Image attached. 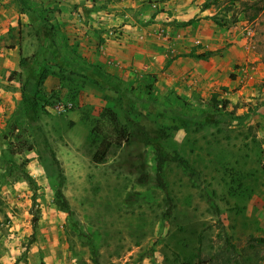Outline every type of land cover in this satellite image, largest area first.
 I'll list each match as a JSON object with an SVG mask.
<instances>
[{"label":"rangeland","instance_id":"rangeland-1","mask_svg":"<svg viewBox=\"0 0 264 264\" xmlns=\"http://www.w3.org/2000/svg\"><path fill=\"white\" fill-rule=\"evenodd\" d=\"M102 12L111 41L83 45V18ZM34 54L48 73L30 124L19 60ZM0 60V264H264V0H0ZM117 79L139 101L131 123ZM104 107L133 133L164 131L195 175L169 163L159 189L151 147L116 146Z\"/></svg>","mask_w":264,"mask_h":264},{"label":"trees","instance_id":"trees-1","mask_svg":"<svg viewBox=\"0 0 264 264\" xmlns=\"http://www.w3.org/2000/svg\"><path fill=\"white\" fill-rule=\"evenodd\" d=\"M191 22L192 20H189L183 23L182 25H188ZM206 55L207 53H202L199 55H195V57L203 59L206 57ZM36 58H37V55L34 54L31 56L30 59L22 57L19 60V67L23 69L27 68L26 78L21 85L20 94H21L23 114L30 124L35 122L38 119L39 108H40L39 107V101H40L39 95L41 94V91L44 85V80L46 79V76L48 73V70L47 68H45V66L36 67V68L29 66L30 60L34 61ZM12 75L17 76L16 72H13ZM97 82L100 83V81H96V83ZM120 82L122 81L117 79V83H115L117 85L115 86L113 85L110 88H113L116 90L119 96L120 108L122 110V114L125 116L126 121H128V123H131L132 121L129 119L128 115L132 112H135L136 110L135 104L139 101L136 97L132 96V93L130 92V90H127L126 88H123L121 85H119ZM146 85L149 86V84L145 83L144 87ZM211 100L214 103V106H213L214 110L215 109L219 110L216 107L217 106L216 97L212 96ZM99 117L101 119L107 120L109 124L111 125L112 130L115 133V136L117 137L114 142L116 146L120 147L125 143H130L131 140H133L134 138L136 139L140 136L141 141L144 144L151 147V149L153 150V166L152 167L155 173V181L159 189L164 190L166 188V184L163 182V174H164L166 166L169 163L177 164L181 168V170L188 176L195 175V169H193V167L190 165L189 162H187L183 157H181L179 154L175 152L174 153L165 152L163 148L159 145L158 139L168 137V134L164 133V131L154 130L153 131L154 136H153L151 135L150 131H145L141 127L137 130L138 132L136 131L135 133H133V131H129L130 124H126V125L122 124L119 119L118 114L112 108H109V107L102 108L101 112L99 113ZM205 119L215 124H218L221 121L225 122L224 117H220L218 115V112H216V115L209 116L208 118H205ZM112 145H113L112 141H106L105 143H103V146L99 148L94 154V162L102 163L105 160L109 152V149ZM22 146H23V143H22ZM27 149L32 150V147L28 146ZM51 157L57 168V172L55 175H52L51 173L46 172L47 182H48L50 189L54 193L55 205L58 207H61L62 209L68 210V203L61 191L62 182L60 179L62 177V172L60 170L58 161L55 158L53 153H51ZM141 182H144V178H141ZM33 222H34L33 226L35 227L36 226L35 224L37 222L36 217H34ZM41 264H44V263L41 262Z\"/></svg>","mask_w":264,"mask_h":264},{"label":"crops","instance_id":"crops-1","mask_svg":"<svg viewBox=\"0 0 264 264\" xmlns=\"http://www.w3.org/2000/svg\"><path fill=\"white\" fill-rule=\"evenodd\" d=\"M187 3V2H186ZM165 16H166V18H167V16H168V13L166 14L165 13ZM183 18V17H182ZM74 17H72V22H75L77 19H74ZM84 19V22L86 23L87 22V25H84V26H82V27H79L77 30H79L78 31V34H80V37H78V39H79V41L81 40V41H83V45L85 44V43H87L86 41L90 38V37H88V35H94L96 38H98V41H104V40H107V38H106V34L108 33V29L111 27V26H114V24L113 25H111L110 24V22H112L113 21V17H112V15L111 14H104L103 12L102 13H98L97 15H93L92 16V18L90 19V17L89 16H86V18L84 17L83 18ZM173 19H175V18H173ZM184 19V18H183ZM88 20V21H87ZM178 20V19H177ZM184 20H187V18H185ZM78 21L80 22V21H83V20H80V19H78ZM113 23V22H112ZM80 26H81V24H79ZM75 26H77V25H75ZM91 26V30H90V28H88V27H90ZM82 31H81V30ZM84 37V38H83ZM95 38V40H92L94 43L97 41V39ZM91 39H92V37H91ZM108 42H110L111 41V39H110V37L108 38V40H107ZM80 44H82L81 42H80ZM89 44H90V46H91V48H93L94 47V50H98V46L96 45L95 46V44L92 46L91 45V43L89 42ZM109 44H111V43H109ZM110 46V45H109ZM117 47V46H116ZM120 47V46H119ZM114 49H115V51L117 50V48H115L114 47ZM93 52V51H92ZM119 53V52H118ZM117 53V54H118ZM96 54V53H95ZM95 54L94 55H92L93 57H94V60L95 61H92V62H87L86 63V61H83L82 60V62H84L85 63V67H89V72L93 75L94 73H96L95 71H97V69H99L100 68V66H101V62L103 61V58H101L100 56H98V54H96V56H95ZM89 58H91V56H89ZM187 58V57H186ZM4 66H6V64L4 63H2L1 62V60H0V69H2ZM130 65H129V63H126L125 64V67L124 68H128ZM182 72V71H181ZM181 73L180 72H177V78H180L181 77ZM91 77V76H90Z\"/></svg>","mask_w":264,"mask_h":264}]
</instances>
